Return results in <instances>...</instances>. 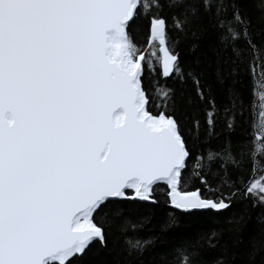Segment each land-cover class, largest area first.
<instances>
[{"label": "snow or ice", "instance_id": "6c2138e0", "mask_svg": "<svg viewBox=\"0 0 264 264\" xmlns=\"http://www.w3.org/2000/svg\"><path fill=\"white\" fill-rule=\"evenodd\" d=\"M238 3L0 0V264H70L92 243H106L101 225L116 214L110 204L155 203L161 186L181 211L230 207L223 194L215 200L204 198L199 188L185 190L192 155L179 122L163 112L154 116L146 107L141 78L147 61L128 29L134 18L151 12L148 44L162 53L165 77L181 75L177 41L160 15L165 6L177 10L173 27L182 33L211 14L221 43L235 55L242 54L236 46L240 39L252 49L256 147L246 194L264 204V176H256L255 159L264 152L259 143L264 140V83L256 79L258 73L264 77V61ZM159 93L171 99L170 90ZM213 116L208 113L210 128ZM223 151L239 166L230 146ZM193 175L200 174L194 170ZM201 183L208 186L203 177ZM146 243L126 241L137 253ZM177 255L179 264H194L198 252L181 248Z\"/></svg>", "mask_w": 264, "mask_h": 264}, {"label": "trees", "instance_id": "16d2710c", "mask_svg": "<svg viewBox=\"0 0 264 264\" xmlns=\"http://www.w3.org/2000/svg\"><path fill=\"white\" fill-rule=\"evenodd\" d=\"M237 6L251 21L250 38L264 61V4L260 0H239ZM176 11L165 6L160 15L166 18L168 35L177 41L174 48L181 75L165 77L161 53L148 47L151 12L134 18L128 29L132 42L141 53L146 51L141 79L149 100L147 109L154 116L161 112L172 115L179 122L192 155L185 190L199 188L204 198L215 200L223 194L230 207L221 212L180 213L169 207L164 186L158 188L155 203L118 201L108 206L116 214L101 225L106 243H92L70 264H179L178 250L190 247L198 252L194 264H264V204L246 194L253 170L250 154L256 147L252 49L240 39L236 46L242 54L235 55L230 45L221 43L211 14H204L201 23L180 32L173 27ZM227 15L232 16L231 7ZM256 79L264 83L259 73ZM160 89L170 90L171 99L162 96ZM209 112L214 113L211 128ZM259 143L264 145V140ZM226 145L239 166L227 160L223 151ZM209 154H213L212 159ZM255 159L256 176H264V152ZM194 170L200 175H193ZM129 239L147 242L144 250L130 251L126 244Z\"/></svg>", "mask_w": 264, "mask_h": 264}, {"label": "water", "instance_id": "95a60500", "mask_svg": "<svg viewBox=\"0 0 264 264\" xmlns=\"http://www.w3.org/2000/svg\"><path fill=\"white\" fill-rule=\"evenodd\" d=\"M132 21H130V24H131ZM148 47H149V44H148ZM146 51H144L142 54L145 55ZM162 55V53H161ZM147 107V106H146ZM167 189V188H166ZM168 198V197H167ZM122 201H135V202H144V203H150V202H145V201H140V200H122ZM169 201V199H168ZM169 207L174 210V211H177V212H180V213H191V212H202V211H213V212H221L223 211L224 209H221V210H214V209H205V210H192V211H181V210H178L176 208H174L170 202H169ZM97 243H100L99 241H96ZM101 244V243H100ZM77 257H80V256H77Z\"/></svg>", "mask_w": 264, "mask_h": 264}]
</instances>
